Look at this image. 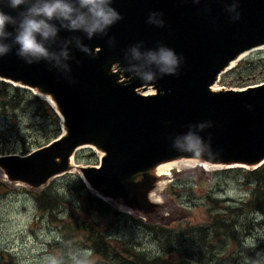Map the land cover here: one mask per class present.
I'll return each instance as SVG.
<instances>
[{"label":"water","instance_id":"95a60500","mask_svg":"<svg viewBox=\"0 0 264 264\" xmlns=\"http://www.w3.org/2000/svg\"><path fill=\"white\" fill-rule=\"evenodd\" d=\"M112 6L122 19L107 35L88 39L81 32L60 30L52 48L58 50L65 39H72L70 71L46 61L27 64L17 56L18 46L0 57V81L44 97L61 126L58 139L27 154L0 155L6 181L38 190L76 169L97 197L152 220L167 211L153 197L163 179L162 165H262L264 82L243 89L217 88L215 83L244 53L264 47V0H113ZM0 7L17 14L4 0ZM151 13L155 15L150 18ZM75 36L95 54L77 49ZM160 45L183 57L177 75L143 83L129 80L119 68L117 62L143 69V54ZM134 47L142 54L139 59ZM189 133L203 138L214 155L197 158L174 150ZM84 147L99 154V166L72 162Z\"/></svg>","mask_w":264,"mask_h":264},{"label":"rangeland","instance_id":"374dc122","mask_svg":"<svg viewBox=\"0 0 264 264\" xmlns=\"http://www.w3.org/2000/svg\"><path fill=\"white\" fill-rule=\"evenodd\" d=\"M263 59L264 47L248 52L239 61H255L241 72L244 78L236 79L237 72L232 71V67L221 73L215 87L241 89L264 82V68L261 65ZM11 95V91L5 96L0 95V155L23 154L24 150L29 152L54 139L53 135L60 125L51 113L45 114L44 106L29 94H20L14 100L9 99ZM39 99L46 102L41 96ZM98 160L99 154L86 147L78 149L73 157V163L79 165H95ZM175 164L170 174H163V179L153 193L155 199L167 205V211L155 220H147L148 224L178 223L181 228L186 225L197 226L208 222L209 213L215 211V207L204 195L210 194L217 198L223 206H237L249 194L247 186L242 184L241 176L216 171L222 168L206 167L195 161ZM78 178V171L73 169L51 178L40 189L33 190L22 183H9L0 170V264H51L53 260L57 264H77V261H86L87 264L115 263L104 259L102 254H93L82 232L64 238L62 225H71L68 218L70 211L83 220L88 218L79 209L81 205L78 207L75 190ZM42 190H50L61 197L62 205L51 215L40 212L37 207L34 196ZM129 214L140 217L134 213ZM92 215L100 218L94 212ZM233 216L246 218L243 226L252 220V233L245 237L244 243L251 249L263 243L264 250L262 218L246 211ZM107 223L106 227L102 221L98 229L105 235L104 239L111 243L112 253L109 257L117 263L129 259L130 254L140 248L148 255L163 256L160 258L171 264H264V251H256L252 257L246 256L237 251L232 240L223 247L226 250L219 247L211 250L203 244L208 240L206 237L203 239V236L197 242L187 235L188 238L180 237L178 241L176 237L171 239L170 247L164 250V243L149 231L139 229L130 222L124 225L121 220ZM228 254L233 256L229 257Z\"/></svg>","mask_w":264,"mask_h":264},{"label":"clouds","instance_id":"9594fccd","mask_svg":"<svg viewBox=\"0 0 264 264\" xmlns=\"http://www.w3.org/2000/svg\"><path fill=\"white\" fill-rule=\"evenodd\" d=\"M4 3L8 8L16 10L17 14L12 15L0 7V57L8 55L14 46H18L16 54L27 64L46 61L54 68L67 71L71 70L67 61L71 59L68 45L72 43V39H65L58 50L52 48L60 38L61 29L81 32L92 39L97 35H107L108 30L122 19L121 14L112 6L113 0H4ZM153 15L155 13H151L149 17ZM238 18L239 14L235 19ZM159 23L163 26L162 21ZM73 39L77 49L88 55L95 54L80 36ZM111 42L109 39V43ZM132 52L137 59L142 55L135 47ZM143 56L146 61L143 69L117 62L121 71L129 74V80L138 79L143 83L154 84L164 75H177L183 62L182 56L165 45H160L155 50L149 49ZM172 148L191 153L197 158L214 155L210 146L206 149L203 138L193 133L186 135L182 141H177ZM140 178L138 175L137 179ZM51 264L57 262L53 260ZM77 264L87 262L77 261Z\"/></svg>","mask_w":264,"mask_h":264},{"label":"trees","instance_id":"16d2710c","mask_svg":"<svg viewBox=\"0 0 264 264\" xmlns=\"http://www.w3.org/2000/svg\"><path fill=\"white\" fill-rule=\"evenodd\" d=\"M255 60L239 61L236 66L231 69L232 71L237 72L235 78L238 80L243 79L244 76L241 74V72L246 68L247 65L251 66ZM261 65L264 68V59L262 60ZM10 91L12 92V95L9 97L10 100H14L15 98L20 97V94L23 95V93L31 95L33 99L36 100V102H39L44 106L43 112L45 114L49 115L51 113V115L54 117L55 122L60 123L58 116L47 102L39 99L38 96L34 95L27 89L19 88L17 86L11 85L10 83L0 81V95L5 96ZM59 133L60 126L56 128L53 138H56ZM40 146L41 145H39L38 147ZM27 152L28 151L24 150L23 154ZM216 171L225 175L241 176L243 181L242 184H245L249 190L247 198L241 200L237 206H223L222 204H220V200H218L217 198L209 196L210 194L204 195L208 199L209 203L215 207V211L213 213H209L208 215V218L210 220L197 226L186 225L182 228L178 223H171L169 225H165L161 222L160 224L155 225L148 224L146 223L147 220L142 217L137 218V216H132L129 213L121 212L120 210L112 206V204H110L109 202H106L97 197L86 187L83 181L78 178L76 179L75 184L77 186L75 188L76 198L78 199L77 203L78 207L81 205L82 209L80 207L79 209L83 213L85 212L88 215V218H86V220H83L81 217H78L75 213L70 211L68 218L69 220H71V225H62V227H64V238L69 237L70 234L76 235L78 232H82L85 239L89 242L88 248L92 250V253L102 254L104 259L108 260L109 262H115L114 264L171 263L160 258L163 256L148 255L146 252L140 250V248L136 252H132L129 259H124L118 263L114 259L111 260L109 257L110 253H112L110 245L111 243L104 239L105 235L101 230L98 229L102 221H104L106 227L108 224L107 222L109 221L111 223H115L121 220L122 224L124 225L130 222L131 225L136 226L139 229L149 231V233H152V235L158 241L163 242L164 250L170 247L171 242L175 237L176 241H178L180 237L185 236L188 238L189 236L192 240L198 242L199 239L201 240L204 236L203 239L206 237L208 240L204 241L203 244L207 245L206 247L210 248L211 250L215 247L226 250L223 247L230 244V241L232 240V244L236 245L237 251L243 253L246 256L252 257V255L256 251L260 253L263 252V243L255 246L252 249L247 247L246 243H244L245 237L249 236L252 233V220L250 221V224L245 223V226H243V222L246 220V218L239 219L233 216V214L239 215L241 212L246 211L247 213L258 214L262 218V221H264V163L254 169L234 167L218 169ZM34 198L38 209L41 210L40 212H44L49 215L53 214L62 205V200L60 199L61 197H59L57 193H53L50 190H42L37 193ZM92 212L96 213V216L100 218H95L92 215ZM69 231L71 233H68ZM171 239L173 240L170 241ZM228 255L229 257L233 256L231 254ZM257 257L258 256H256V258Z\"/></svg>","mask_w":264,"mask_h":264},{"label":"bare ground","instance_id":"6f19581e","mask_svg":"<svg viewBox=\"0 0 264 264\" xmlns=\"http://www.w3.org/2000/svg\"><path fill=\"white\" fill-rule=\"evenodd\" d=\"M247 54V52L246 53H244L243 55H242V58L245 56ZM251 86V85H250ZM147 92H149L148 90H147ZM174 165H176L175 163H167V164H164V165H162L160 168H159V171L162 173V174H166V175H168V174H170V169L172 168V166H174ZM204 166H206V165H204ZM207 167V166H206Z\"/></svg>","mask_w":264,"mask_h":264}]
</instances>
